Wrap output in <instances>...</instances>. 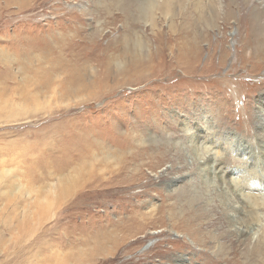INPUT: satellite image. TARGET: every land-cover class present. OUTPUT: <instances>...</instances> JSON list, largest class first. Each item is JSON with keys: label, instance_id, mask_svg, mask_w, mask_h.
<instances>
[{"label": "rangeland", "instance_id": "1", "mask_svg": "<svg viewBox=\"0 0 264 264\" xmlns=\"http://www.w3.org/2000/svg\"><path fill=\"white\" fill-rule=\"evenodd\" d=\"M148 1L0 0V264H264L231 252L264 212L242 236L230 209L247 163L264 180V0L184 21Z\"/></svg>", "mask_w": 264, "mask_h": 264}, {"label": "bare ground", "instance_id": "2", "mask_svg": "<svg viewBox=\"0 0 264 264\" xmlns=\"http://www.w3.org/2000/svg\"><path fill=\"white\" fill-rule=\"evenodd\" d=\"M128 0H117V2L120 4V5H123L122 3H124V8H125V11L129 12V7L128 5H126V2ZM132 2V0H130ZM212 2V1H211ZM210 3V2H209ZM140 5L144 6L143 7V11L144 12H147L148 14V17L150 18H153V9L154 8H158L161 10V13L164 14V16H170L173 18H176V17H180L182 19V21L186 20V19H190V16L191 14L193 13L192 11H195V17L199 18V19H202V20H209L210 16H208V13H206V9L207 7V4L205 0H149L148 2L146 3H139ZM213 5V4H212ZM211 5V6H212ZM216 9H217V6H215ZM145 8V9H144ZM212 8V7H211ZM213 9V8H212ZM218 11V10H217ZM218 13V12H217ZM162 14V15H163ZM212 17V16H211ZM147 18V17H145ZM214 18V16L212 17ZM217 19V18H216ZM258 23V22H257ZM261 113V112H260ZM263 114V113H262ZM261 117V116H260ZM264 118V117H263ZM258 120V119H257ZM258 124V123H257ZM263 125H261V128L263 130V135L264 136V119L262 120V123ZM259 129V128H258ZM258 132V131H257ZM262 134V131L261 133ZM153 140V139H152ZM139 143V142H138ZM154 144V143H153ZM140 145V143H139ZM138 145V146H139ZM142 145V144H141ZM246 146V145H245ZM263 146V145H262ZM143 147V146H142ZM157 147V146H155ZM136 148V147H135ZM140 148V147H139ZM150 148V147H149ZM102 149V148H101ZM155 149V148H154ZM157 149V148H156ZM133 150V149H132ZM140 151V150H139ZM138 151V152H139ZM144 151V150H143ZM147 151V150H146ZM150 151V150H149ZM172 151V150H171ZM90 152V151H89ZM130 152V151H129ZM132 152V151H131ZM130 152V153H131ZM134 152V151H133ZM141 152V151H140ZM126 153V152H125ZM145 153V152H144ZM153 154V153H152ZM167 154V153H165ZM110 155V154H109ZM182 155V154H181ZM175 156V155H173ZM216 156V155H215ZM151 157V156H150ZM165 157V156H164ZM168 157V155H167ZM107 160L109 159L108 156L105 157ZM222 158V157H221ZM100 159V158H99ZM135 161H140L143 160V156H141L140 154L137 153V155L135 156ZM208 159V158H207ZM145 160V159H144ZM216 160V159H215ZM264 160V159H262ZM133 161V160H132ZM253 161V160H252ZM205 162V161H204ZM214 162V161H212ZM211 162V163H212ZM257 162V161H256ZM133 163V162H132ZM206 163V162H205ZM248 164V167H250V169H246L244 170V172H242V179L246 185V191H245V195L247 197V199H250L249 201L245 198L244 200H241V197H239L236 193H231V197H232V201L230 202L231 204V211H232V216H231V219H232V222L233 223H236L235 225H237V223H239V231L241 233L242 236H251L253 233H252V230L255 228L256 225H259L261 222V213L264 212V187H263V183H264V180L262 179V177L259 175L258 176V169L256 167H254V164L252 167ZM208 165V164H207ZM95 166V165H94ZM135 166V165H134ZM141 166V165H140ZM210 166V164H209ZM172 167V166H171ZM211 167V166H210ZM218 167V166H216ZM263 167V166H262ZM77 168V167H76ZM121 167H118L116 171H118ZM133 168V167H132ZM108 169V170H107ZM131 169V168H130ZM213 169V168H212ZM240 169V168H239ZM245 169V168H244ZM72 170V169H71ZM74 170V169H73ZM132 170V169H131ZM142 170V169H141ZM223 170V169H222ZM68 171V170H67ZM83 171V170H82ZM106 171L110 172L111 171V168H109V165H106ZM113 170V173L116 174L117 172ZM208 171V170H207ZM206 171V172H207ZM211 171V170H210ZM221 171V169H220ZM139 173V172H138ZM136 173V175L138 174ZM140 173H142L140 171ZM139 173V174H140ZM211 173V172H210ZM58 174V173H57ZM75 174V173H74ZM83 174V172H82ZM111 174V173H110ZM118 174H121V178L123 179H126L128 178V175H123V172H118L114 177L117 178ZM71 175V174H70ZM105 175V174H104ZM1 177V175H0ZM56 177V176H54ZM108 177V176H107ZM119 177V176H118ZM239 177V176H238ZM61 178V177H60ZM67 178V177H66ZM69 178V177H68ZM59 179V178H58ZM85 179V178H84ZM104 179V178H103ZM118 181H119V178H117ZM63 180H64V177H62L60 180H59V187L61 189L60 191V194H57L56 193V187L57 185L54 187L53 185V188H52V193L55 194L53 196V198H56L55 200V203L58 202V201H62L63 199H65L68 195H70V192H71V187L68 185V184H63ZM80 180V179H79ZM112 180L114 181V179L112 178ZM233 182H236V184L239 183V181L241 179H231ZM263 182H262V181ZM100 179L97 180V183H99ZM105 182L108 181V179L104 180ZM77 182V181H76ZM70 183H72L73 187H74V184L73 182L71 181ZM82 183V182H81ZM76 184V183H75ZM95 184V183H94ZM231 184V183H230ZM204 187V186H203ZM202 187V188H203ZM236 188V186H235ZM238 188V187H237ZM201 190V189H200ZM204 190V189H203ZM202 190V191H203ZM234 190V189H233ZM207 191V190H206ZM185 193V192H184ZM189 193L190 190H189ZM188 193V194H189ZM201 193V192H200ZM216 193V192H215ZM224 193V192H223ZM222 193V194H223ZM181 194V193H180ZM183 194V193H182ZM202 194V193H201ZM200 194V196H202ZM211 194L213 197L215 194H213L212 190H208L207 191V194ZM194 195V194H193ZM197 195V194H196ZM216 195H218V193H216ZM243 195V196H245ZM190 196V195H189ZM210 196V197H212ZM220 196V195H219ZM222 196V195H221ZM207 197V196H206ZM218 197V196H217ZM230 197V198H231ZM52 200V197L50 198ZM185 199V198H184ZM192 199V198H191ZM194 199V198H193ZM199 199V198H198ZM201 199V198H200ZM205 199V198H204ZM210 199V198H209ZM218 199V198H217ZM54 200V199H53ZM190 200V199H189ZM206 200V199H205ZM203 200V201H205ZM211 200V199H210ZM219 200V199H218ZM252 200V203H250V201ZM191 201V200H190ZM200 201V200H199ZM202 201V203H203ZM216 201V200H215ZM220 201V200H219ZM222 201V200H221ZM195 202V201H194ZM218 202V201H217ZM187 203V202H186ZM199 203V202H198ZM216 203V202H215ZM214 203V204H215ZM220 203V202H219ZM222 204V203H220ZM191 205V204H190ZM188 205V206H190ZM201 205V203H200ZM203 205H206L207 209L206 210H209L210 209V206L212 205L210 203V201L206 202V204H203ZM224 205V203H223ZM222 205V206H223ZM199 206V205H198ZM216 206V205H215ZM221 206V205H220ZM186 207V206H185ZM191 207V206H190ZM189 207V209H190ZM197 207V206H196ZM200 207V206H199ZM212 207V206H211ZM182 209L184 211V207L182 206ZM201 209V207H200ZM219 209H221V207H219ZM199 210V209H198ZM215 210V209H214ZM227 210V209H226ZM187 211V210H185ZM184 211V212H185ZM192 211H193V206H192ZM197 211V210H196ZM188 212V211H187ZM191 212V211H189ZM195 212V211H194ZM193 212V213H194ZM212 212V211H211ZM228 212V211H227ZM225 210H221L219 211V214H221V217H213L211 215H208V213L206 214V211L205 209H203V206H202V209L201 211L199 212V217L201 218L200 220H203L200 221L201 223L198 224V226L196 227V230L197 231H208L209 229H212V228H209V227H212V226H215L217 228V230L219 231V235L222 239H226L229 235H228V232H230V228L228 229V225H229V221L227 219V213ZM215 213V212H214ZM178 214V213H177ZM196 214H198V211L196 212ZM212 214V213H211ZM230 214V215H231ZM213 215V214H212ZM216 215V214H215ZM198 216V215H197ZM8 217V216H7ZM5 217V218H7ZM195 217V216H194ZM208 220L204 221L206 218ZM229 217V216H228ZM9 218V217H8ZM191 218V216H190ZM197 218V217H196ZM186 219V218H185ZM189 219V218H188ZM194 220V219H193ZM197 220V219H196ZM1 221V219H0ZM32 224H37L38 225V222L41 221V219L39 217H33L29 220ZM196 222V221H195ZM9 223V222H8ZM194 223V222H193ZM7 224V222H6ZM5 224V225H6ZM3 225V224H2ZM36 225V226H37ZM230 226V225H229ZM5 227V226H4ZM8 227V226H7ZM261 227H262V235L261 237H259L258 241L255 243V245L250 248L248 247V245H246V239H243L241 236L237 237L235 235V237L232 239V254L233 256L236 258V259H240V258H244V260H264V224H261ZM33 228H29L28 231L25 230V235H24V231H22L20 234L16 235L17 237H25L29 232L32 231ZM192 229H194L192 227ZM30 230V231H29ZM235 230V229H234ZM195 231V230H194ZM211 231V230H210ZM238 231V232H239ZM254 231V230H253ZM2 232V231H1ZM214 232V231H213ZM234 233L236 231H233ZM1 234V233H0ZM205 234V233H204ZM215 234V232H214ZM231 234V233H230ZM194 235V234H193ZM218 235V234H217ZM234 235V234H233ZM240 235V234H239ZM1 236V235H0ZM3 236V235H2ZM196 236V235H195ZM199 237V236H198ZM217 237V236H216ZM231 237V236H230ZM228 237V238H230ZM2 238V237H1ZM209 238V237H207ZM4 239V238H3ZM6 239V238H5ZM217 239V238H216ZM249 239V238H248ZM220 240V239H219ZM218 240V241H219ZM227 240V239H226ZM229 240V239H228ZM9 241H11L9 239ZM228 242V241H227ZM1 243V242H0ZM230 244V243H229ZM223 246H225L226 244L223 243L222 244ZM14 247V246H13ZM4 249V248H3ZM8 249V248H7ZM6 249V250H7ZM229 251V250H228ZM211 252V251H210ZM8 253V252H7ZM2 254V253H1ZM9 254V253H8ZM11 254V253H10ZM17 255V254H16ZM204 255V254H203ZM211 255V254H210ZM230 255V254H229ZM11 256V255H10ZM212 256V255H211ZM222 257V256H221ZM224 259L225 260H229L228 256L227 255H223ZM204 258V257H203ZM215 258V257H214ZM221 259V258H220ZM11 262V261H10ZM16 262V261H15ZM11 264V263H10Z\"/></svg>", "mask_w": 264, "mask_h": 264}]
</instances>
